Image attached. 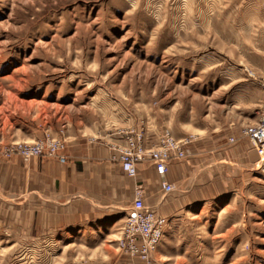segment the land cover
<instances>
[{
  "label": "rangeland",
  "instance_id": "374dc122",
  "mask_svg": "<svg viewBox=\"0 0 264 264\" xmlns=\"http://www.w3.org/2000/svg\"><path fill=\"white\" fill-rule=\"evenodd\" d=\"M263 79L264 0H0V130L37 136L3 146L50 134L121 147L134 131L149 150L168 131L253 148L240 130L262 115ZM241 157L176 218L150 207L168 221L153 264H264V161ZM123 223L104 245L4 236L0 264H125Z\"/></svg>",
  "mask_w": 264,
  "mask_h": 264
},
{
  "label": "crops",
  "instance_id": "0c3cea01",
  "mask_svg": "<svg viewBox=\"0 0 264 264\" xmlns=\"http://www.w3.org/2000/svg\"><path fill=\"white\" fill-rule=\"evenodd\" d=\"M6 135L1 129L3 140L37 137ZM113 145L109 139L66 136L64 163L52 158L27 162L16 156L0 158V240L9 236L32 243L62 235L75 239L82 233L93 245L96 241L104 245L125 220L137 183L142 184L148 207L160 206L165 216L176 218L201 196L216 193L228 164L256 155L245 142L226 149L219 138H197L187 146V158L168 167L165 180L174 190L164 200L151 162L139 165L137 179L128 178L111 161Z\"/></svg>",
  "mask_w": 264,
  "mask_h": 264
},
{
  "label": "built area",
  "instance_id": "2783aa9c",
  "mask_svg": "<svg viewBox=\"0 0 264 264\" xmlns=\"http://www.w3.org/2000/svg\"><path fill=\"white\" fill-rule=\"evenodd\" d=\"M263 93L262 115L251 125L244 126L240 135L253 146L261 161H264V79L261 81ZM231 137L229 142L233 143ZM191 138L175 139L168 131L158 136L154 149H146L144 136L131 131L125 139L124 145L113 146L111 161L120 166L121 171L131 179H137L139 165L149 160L159 179L161 191L166 195L174 190V186L165 180L168 167L180 162L186 157V148L191 144ZM64 142L59 138L45 134L40 140L30 144H0V158L9 159L18 156L24 162L32 158H52L64 163ZM143 187L137 183L133 199L126 211V217L120 229L117 249L128 258L125 264H153V254L163 237L168 224L167 218L158 214L144 203Z\"/></svg>",
  "mask_w": 264,
  "mask_h": 264
}]
</instances>
